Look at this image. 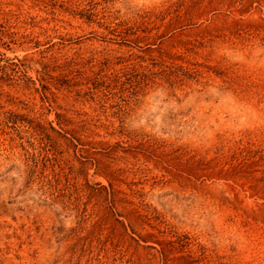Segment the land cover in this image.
I'll list each match as a JSON object with an SVG mask.
<instances>
[{"label":"rangeland","instance_id":"rangeland-1","mask_svg":"<svg viewBox=\"0 0 264 264\" xmlns=\"http://www.w3.org/2000/svg\"><path fill=\"white\" fill-rule=\"evenodd\" d=\"M0 264H264V0H0Z\"/></svg>","mask_w":264,"mask_h":264}]
</instances>
